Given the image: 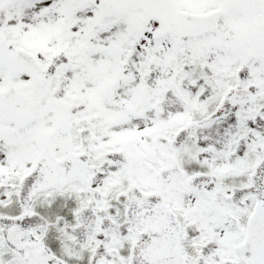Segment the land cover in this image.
I'll return each instance as SVG.
<instances>
[{
	"label": "snow or ice",
	"instance_id": "obj_1",
	"mask_svg": "<svg viewBox=\"0 0 264 264\" xmlns=\"http://www.w3.org/2000/svg\"><path fill=\"white\" fill-rule=\"evenodd\" d=\"M0 264H264V0H0Z\"/></svg>",
	"mask_w": 264,
	"mask_h": 264
}]
</instances>
